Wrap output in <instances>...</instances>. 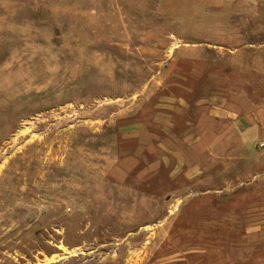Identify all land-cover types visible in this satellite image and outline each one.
Returning <instances> with one entry per match:
<instances>
[{
  "label": "rangeland",
  "instance_id": "obj_1",
  "mask_svg": "<svg viewBox=\"0 0 264 264\" xmlns=\"http://www.w3.org/2000/svg\"><path fill=\"white\" fill-rule=\"evenodd\" d=\"M262 144L264 0H0V264H264Z\"/></svg>",
  "mask_w": 264,
  "mask_h": 264
},
{
  "label": "crops",
  "instance_id": "obj_2",
  "mask_svg": "<svg viewBox=\"0 0 264 264\" xmlns=\"http://www.w3.org/2000/svg\"><path fill=\"white\" fill-rule=\"evenodd\" d=\"M134 46V44L132 43V42H128V43H126L125 44V47L126 48H132ZM181 48V47H180ZM185 50H186V48H184ZM179 50V48H176V47H174V56H176L177 58H183V57H187L188 55H189V52H188V50H186V51H184V52H182V53H180V54H177L176 55V52ZM149 55H151V57H154V59L152 58L151 59V61H152V65H153V67H152V70L151 71H153V72H151V76L148 78V80H158L159 78H160V75H161V78H163V79H166V73H161L160 74V72L158 71V69H159V66H160V64H161V60H158V57L156 58L154 55L155 54H149ZM153 55V56H152ZM157 65V66H156ZM158 72V73H157ZM165 77V78H164Z\"/></svg>",
  "mask_w": 264,
  "mask_h": 264
},
{
  "label": "built area",
  "instance_id": "obj_3",
  "mask_svg": "<svg viewBox=\"0 0 264 264\" xmlns=\"http://www.w3.org/2000/svg\"><path fill=\"white\" fill-rule=\"evenodd\" d=\"M261 146H264V144H262Z\"/></svg>",
  "mask_w": 264,
  "mask_h": 264
}]
</instances>
